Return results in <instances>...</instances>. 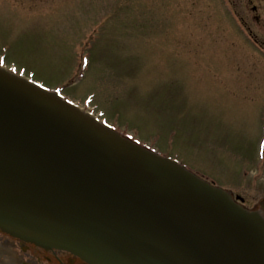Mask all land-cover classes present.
<instances>
[{
    "label": "rangeland",
    "instance_id": "obj_1",
    "mask_svg": "<svg viewBox=\"0 0 264 264\" xmlns=\"http://www.w3.org/2000/svg\"><path fill=\"white\" fill-rule=\"evenodd\" d=\"M240 24L223 0H0V58L256 209L264 52Z\"/></svg>",
    "mask_w": 264,
    "mask_h": 264
},
{
    "label": "water",
    "instance_id": "obj_2",
    "mask_svg": "<svg viewBox=\"0 0 264 264\" xmlns=\"http://www.w3.org/2000/svg\"><path fill=\"white\" fill-rule=\"evenodd\" d=\"M0 229L90 264H264V217L0 69Z\"/></svg>",
    "mask_w": 264,
    "mask_h": 264
},
{
    "label": "flooded vegetation",
    "instance_id": "obj_3",
    "mask_svg": "<svg viewBox=\"0 0 264 264\" xmlns=\"http://www.w3.org/2000/svg\"><path fill=\"white\" fill-rule=\"evenodd\" d=\"M264 0H260V3ZM244 19L243 15L238 18ZM251 20L260 26L261 14L257 6L252 7V15L248 16ZM257 33L264 34V31L257 29L250 30L251 36L255 42H258ZM264 44V41H261ZM0 264H87L80 258L62 251L45 250L31 243L18 238H14L8 234H4L0 230Z\"/></svg>",
    "mask_w": 264,
    "mask_h": 264
}]
</instances>
